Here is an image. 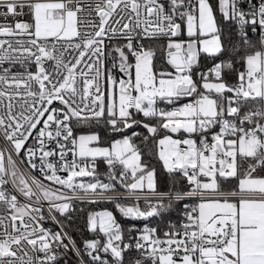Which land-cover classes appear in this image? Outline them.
Masks as SVG:
<instances>
[{"label": "snow or ice", "instance_id": "obj_1", "mask_svg": "<svg viewBox=\"0 0 264 264\" xmlns=\"http://www.w3.org/2000/svg\"><path fill=\"white\" fill-rule=\"evenodd\" d=\"M246 4L217 0L243 48L230 84V61L200 70L201 57L224 52L210 0H0V15L28 17L0 23V264H60L57 250L70 245L81 256L62 224L43 226V202L60 224L54 213L67 216L73 200L111 203L131 221L184 202L164 229L89 214L92 264H264V0ZM145 40L163 41L166 66ZM91 123L133 131L103 146L98 133L76 134ZM137 127L186 187L158 190Z\"/></svg>", "mask_w": 264, "mask_h": 264}, {"label": "trees", "instance_id": "obj_2", "mask_svg": "<svg viewBox=\"0 0 264 264\" xmlns=\"http://www.w3.org/2000/svg\"><path fill=\"white\" fill-rule=\"evenodd\" d=\"M214 6L216 8L217 5ZM217 18H218L219 26L222 29L221 40L224 45V52L217 58L216 61L207 59L205 57H201L200 69L207 65H213L216 62L230 61L233 63L235 71L226 70L224 73V79L231 84L236 82V72L242 70L239 57L243 52V48L241 45V41L237 37L236 26L232 22L224 21L220 16L218 10H217ZM251 39L254 41L256 40L255 38H251ZM123 43L124 41L121 42V46L123 45ZM143 43L146 46L157 48L158 55L155 60L157 67L166 66L164 57L159 52V47L163 43V41L145 40L143 41ZM113 45L116 44L113 43ZM237 49H240V51H237ZM87 129H93L98 131L101 136V140L107 141L109 143L114 139H118L119 137H123L124 135L131 134L133 131V129H129L127 133L113 132L109 126L103 123H99V124L91 123L89 124V126H87ZM135 131L140 132L142 134L140 137L134 138V143L138 146L142 155V159L146 162H149L151 166L156 169L158 190L167 191L173 186H175L176 188L186 187V184L182 179H180L178 176L169 175L166 172V170L163 169L161 163L158 160H156L155 145L152 139L149 140L143 139V136L148 135L146 130L143 129L142 127H137L135 128ZM181 205H182L181 203L176 204L175 209L180 210L182 207ZM89 207L90 204L89 205L86 204L83 206L82 209L72 211L69 219H64L67 230L73 235L76 243L79 246L84 244L85 241L98 238L97 234L92 233L87 226L86 216ZM170 215L171 214L169 213H162L160 216L162 218H167ZM101 256L107 258L106 256H104L103 253H101Z\"/></svg>", "mask_w": 264, "mask_h": 264}, {"label": "built area", "instance_id": "obj_3", "mask_svg": "<svg viewBox=\"0 0 264 264\" xmlns=\"http://www.w3.org/2000/svg\"><path fill=\"white\" fill-rule=\"evenodd\" d=\"M210 1H214V0H210ZM255 2V0H254ZM241 7L244 8V10H247V4H246V0H241ZM3 9H0V12H2ZM93 19H98V17H92ZM13 19L18 20V21H26L28 20L27 16H18L15 18L12 17H8L5 18L3 15H0V23L3 24H10L13 22ZM234 25L235 23L232 22ZM236 29H237V37H238V27L237 25ZM259 35V31H257L256 33H253L249 30V37L250 38H257V36ZM239 38V37H238ZM117 40V39H114ZM119 40V39H118ZM123 41V40H121ZM212 65H207L202 67L200 70H206L207 68H210ZM33 71L35 70V68L33 67L32 69ZM243 70V69H242ZM113 74H117L115 71H113ZM115 140V139H114ZM113 140V141H114ZM112 141V142H113ZM22 170L24 171H28V169H26L23 165L21 166ZM96 171L98 173V178L104 182H107V175L109 172L108 166L107 164L103 161L98 159L96 162ZM35 175L39 176V173L36 172L34 173ZM62 175H65L63 173H61ZM85 182L91 180L92 178L90 177H85L82 178ZM45 183L50 184V182L45 181ZM54 187H59V186H54ZM61 191H68L66 189H61ZM168 191V190H167ZM70 194V193H69ZM22 200V198H21ZM23 202V200H22ZM99 204H102L104 206H111L112 210H113V214L116 216L117 218V222L121 225L122 228L127 229L131 226H136V227H143L146 223L149 224V226H153V227H158L159 229H164L169 223H176L179 219H180V214L182 211V207H183V203L181 202V209H175L176 204L172 207L171 210L167 211V212H163V213H169L171 214L169 217L167 218H162L161 216L158 217H152L150 218L148 221H143V220H138V221H131L128 220L127 218L122 217L119 212L115 209L114 205L111 203H107V202H98ZM141 206H143V199H141L140 201ZM89 205V204H93V203H89L83 200H73L72 201V208L73 211L74 210H80L83 208L84 205ZM48 202H43L42 205V211L43 214L45 216V220L43 221V226L45 228L51 229L52 231H60L61 230V224L63 225V231L65 233H67L68 237H71L72 240L75 241L73 235L67 230L66 226H65V221L64 219H69L70 215L72 213V211L67 215V216H60L59 213H54L56 215V219L58 221H60V224L55 223L54 221H52L51 219H49V212H48ZM127 238V236H126ZM65 244H68L69 241L68 239H65L64 241ZM75 244L78 248L81 249V256H77L76 252L71 248V245L69 246L68 250H65L63 248L58 249V254H59V258H60V264H81V257L83 258L84 264H92L90 258L83 252V248H84V244H82L81 246H79L76 241Z\"/></svg>", "mask_w": 264, "mask_h": 264}, {"label": "rangeland", "instance_id": "obj_4", "mask_svg": "<svg viewBox=\"0 0 264 264\" xmlns=\"http://www.w3.org/2000/svg\"><path fill=\"white\" fill-rule=\"evenodd\" d=\"M212 4H213V6L214 5H217V0H214L213 2L212 1H210ZM215 3V4H214ZM214 8H215V6H214ZM216 8H218V5L216 6ZM218 10V9H217ZM121 40H113L111 43L113 44V43H115V44H119V45H121ZM160 107H170V106H168V105H164V104H161L160 105ZM138 118H140V117H138ZM87 126H89V124H81V125H77L76 126V129H75V132H76V134L77 135H79V134H89V133H98L99 134V132L98 131H96V130H93V129H87ZM100 135V134H99ZM122 136V135H121ZM122 137H119L118 139H121ZM113 141V140H112ZM111 141V142H112ZM101 143H102V145L103 146H108L109 145V142H107V141H103V140H101ZM104 210H109V211H112L113 212V210H112V207L111 206H104V205H102V204H99V203H95V204H90V207L88 208V210H87V216H86V219L88 218V215L89 214H91L92 212H99V211H104ZM114 213V212H113ZM60 215V214H59ZM60 216H62V217H64V215H60Z\"/></svg>", "mask_w": 264, "mask_h": 264}]
</instances>
